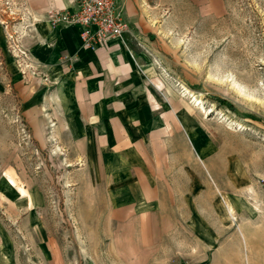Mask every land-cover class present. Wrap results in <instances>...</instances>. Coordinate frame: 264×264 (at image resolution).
I'll return each instance as SVG.
<instances>
[{
	"label": "rangeland",
	"instance_id": "374dc122",
	"mask_svg": "<svg viewBox=\"0 0 264 264\" xmlns=\"http://www.w3.org/2000/svg\"><path fill=\"white\" fill-rule=\"evenodd\" d=\"M117 1L138 122L89 156L80 123L53 114L44 138L43 89L13 85L21 13L0 0V264H264V0Z\"/></svg>",
	"mask_w": 264,
	"mask_h": 264
},
{
	"label": "crops",
	"instance_id": "0c3cea01",
	"mask_svg": "<svg viewBox=\"0 0 264 264\" xmlns=\"http://www.w3.org/2000/svg\"><path fill=\"white\" fill-rule=\"evenodd\" d=\"M17 4L19 7L15 10L21 13V21H15L12 8L9 18L6 19L10 29L20 33L16 35V39L27 50L29 58L39 65L40 73H28L22 75V79L12 68L10 70L13 80L17 78L13 85L18 88L19 83V92H26V88L36 84L43 89L48 113L46 115V111H43V135L45 127L50 123L47 118L54 114L59 117H73L74 122L82 125L73 132V139L89 141L88 147H85V154L89 156L104 154L103 148L110 141L132 139L130 134L123 135V132L125 130L128 133L127 124L132 126L133 121H138L132 117V101L128 100L129 105L124 101L133 84L138 85L141 80L136 77L138 75L135 72L134 58L121 40H111L107 47L98 50L88 49L83 47L80 27L55 26L48 21V14L52 11H73L76 7L75 0H17ZM138 56L136 60L139 64ZM151 101L156 108L157 102L150 93L148 99H143L137 105L141 110L140 115L146 119L150 114ZM57 102L61 109L59 113H52L50 106ZM59 122L65 128L66 120L61 117ZM149 132L146 128L142 131L143 136L135 138H147ZM121 146L120 143L116 144L117 148Z\"/></svg>",
	"mask_w": 264,
	"mask_h": 264
},
{
	"label": "built area",
	"instance_id": "2783aa9c",
	"mask_svg": "<svg viewBox=\"0 0 264 264\" xmlns=\"http://www.w3.org/2000/svg\"><path fill=\"white\" fill-rule=\"evenodd\" d=\"M75 4L73 11L59 9L50 12L48 21L55 26L80 27L83 47L92 50L107 47L111 40H122L129 31L125 12L117 0H75ZM8 34L22 73L36 75L40 71L39 65L29 58L26 49L18 45L16 33Z\"/></svg>",
	"mask_w": 264,
	"mask_h": 264
},
{
	"label": "bare ground",
	"instance_id": "6f19581e",
	"mask_svg": "<svg viewBox=\"0 0 264 264\" xmlns=\"http://www.w3.org/2000/svg\"><path fill=\"white\" fill-rule=\"evenodd\" d=\"M183 87H184V86H183ZM184 90H185V92H189V90H188L187 88H185V87H184ZM193 95H194V94H193ZM192 97H193V96H192ZM194 102H195V104H197L198 106H199V104L201 105V102H200L198 99H196V98L194 99ZM200 107H202V106H200ZM201 110H202V109H201ZM202 111H203V110H202ZM195 115H196V114H195ZM190 120H191V119H190ZM190 122H191V121H190ZM198 124H199V123H198ZM191 125H192V124H191ZM191 129H192V127L189 126V127H188V130H191ZM213 181L215 182V184H216L217 187H218V183L216 182V180H215L214 178H213ZM218 189H219V187H218ZM219 191H220V189H219ZM228 205H229V204H228ZM229 207H230V206H229ZM229 207H228V208H229ZM230 208H231V207H230ZM231 215H233V214H231ZM241 229H243V227H241ZM243 230H244V229H243ZM243 230H242V236L245 238L246 241H248V239H249V238H248V234H247V232H245V231H243ZM239 231H240V230H239ZM244 232H245V233H244ZM244 238H243V239H244ZM244 243H245V242H244ZM248 256H249V255H248ZM253 261H254V260H253ZM251 262H252V261H251ZM248 264H249V263H248ZM252 264H253V263H252Z\"/></svg>",
	"mask_w": 264,
	"mask_h": 264
}]
</instances>
